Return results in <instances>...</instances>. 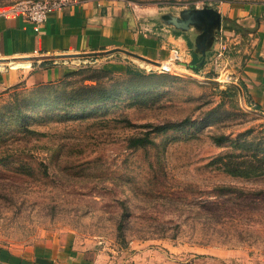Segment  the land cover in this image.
I'll list each match as a JSON object with an SVG mask.
<instances>
[{
    "label": "rangeland",
    "instance_id": "obj_1",
    "mask_svg": "<svg viewBox=\"0 0 264 264\" xmlns=\"http://www.w3.org/2000/svg\"><path fill=\"white\" fill-rule=\"evenodd\" d=\"M15 1L0 0V9ZM118 1L151 21L187 7H264V0ZM132 58L144 74L80 62L53 82L0 90V244L68 238L97 254L95 264L264 261V174L231 175L217 162L228 153L264 158V112L223 65L175 63L161 72ZM85 84L114 96L68 99ZM136 135L151 140L131 146Z\"/></svg>",
    "mask_w": 264,
    "mask_h": 264
},
{
    "label": "crops",
    "instance_id": "obj_2",
    "mask_svg": "<svg viewBox=\"0 0 264 264\" xmlns=\"http://www.w3.org/2000/svg\"><path fill=\"white\" fill-rule=\"evenodd\" d=\"M218 8L221 38L230 42L223 67L242 81L250 102L264 112V7ZM183 39L180 32L137 15L118 0H77L50 11L43 23L22 14L0 15V90L22 81L57 80L80 62L104 61L112 70H126L134 55L108 52L114 48L161 62L173 56ZM96 256L62 237L18 247L0 244V261L5 264H95ZM197 264L241 263L207 257Z\"/></svg>",
    "mask_w": 264,
    "mask_h": 264
},
{
    "label": "water",
    "instance_id": "obj_3",
    "mask_svg": "<svg viewBox=\"0 0 264 264\" xmlns=\"http://www.w3.org/2000/svg\"><path fill=\"white\" fill-rule=\"evenodd\" d=\"M153 21L157 25L172 28L176 32L184 35V39L174 48L179 50L183 57L189 55L192 60L193 54L199 57V63L194 64L197 69L207 63L211 69L214 68V58L220 49L221 35L220 29L222 26V14L218 6L205 5L203 7H187L181 9L177 13L163 12L160 15L154 16ZM173 36V33L170 35ZM116 50H124L125 52L134 55L138 58L153 62L160 67L161 72H170L173 69L171 60L155 61L138 53L127 49L114 48L108 52ZM183 58L182 61L175 60V63H186L192 66ZM193 68V67H192Z\"/></svg>",
    "mask_w": 264,
    "mask_h": 264
},
{
    "label": "trees",
    "instance_id": "obj_4",
    "mask_svg": "<svg viewBox=\"0 0 264 264\" xmlns=\"http://www.w3.org/2000/svg\"><path fill=\"white\" fill-rule=\"evenodd\" d=\"M193 68H196L194 64H192ZM198 69V68H197ZM129 73H135V74H144L145 68L141 67L140 65H137L135 63L128 64L126 70ZM51 82V81H47ZM53 82V81H52ZM45 83V82H43ZM110 90L109 88H104V86H99L98 84H85L81 85L75 89H72L68 92V99L72 101H100L104 99H108L111 96H114L112 94H109L107 91ZM178 125V123H164L155 125L154 131H160L164 130L169 127H173ZM151 132V131H149ZM217 142H221L225 140V135H219L214 137ZM150 137L142 136V135H136L132 136L129 139V144L131 146H136L140 144H144L148 142ZM263 157H260L259 155H254L253 158L241 156L237 153H228L226 155H223L217 159L218 166L223 171L230 173L231 175L236 176H252V175H260L264 174V163H263Z\"/></svg>",
    "mask_w": 264,
    "mask_h": 264
},
{
    "label": "built area",
    "instance_id": "obj_5",
    "mask_svg": "<svg viewBox=\"0 0 264 264\" xmlns=\"http://www.w3.org/2000/svg\"><path fill=\"white\" fill-rule=\"evenodd\" d=\"M75 2H77V0H17L2 7L0 9V15L22 14L32 22L43 23L47 19L50 11L54 9H63ZM229 50L230 42L221 38L220 49L214 58V69H218L220 65H224L223 61L226 56L228 57ZM168 60L173 62L174 67V61H182L183 58L179 50L175 49L173 56Z\"/></svg>",
    "mask_w": 264,
    "mask_h": 264
}]
</instances>
